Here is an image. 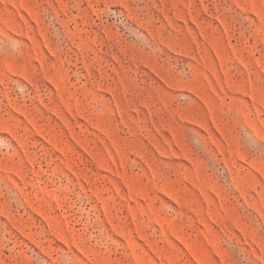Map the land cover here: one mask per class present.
Returning a JSON list of instances; mask_svg holds the SVG:
<instances>
[{"label":"rangeland","instance_id":"rangeland-1","mask_svg":"<svg viewBox=\"0 0 264 264\" xmlns=\"http://www.w3.org/2000/svg\"><path fill=\"white\" fill-rule=\"evenodd\" d=\"M0 264H264V0H0Z\"/></svg>","mask_w":264,"mask_h":264}]
</instances>
